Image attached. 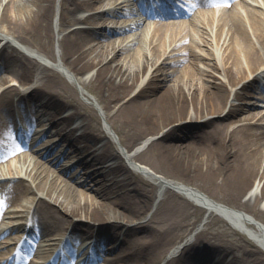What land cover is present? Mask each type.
Instances as JSON below:
<instances>
[{"label": "bare ground", "instance_id": "obj_1", "mask_svg": "<svg viewBox=\"0 0 264 264\" xmlns=\"http://www.w3.org/2000/svg\"><path fill=\"white\" fill-rule=\"evenodd\" d=\"M178 1L0 0V220L33 194L26 238L3 232L20 233L30 264H55L57 245L63 264H264V0L243 14L238 0L219 15L199 7L190 21L167 10ZM93 94L127 153L140 145L132 155L102 129ZM43 116L59 128L36 126L46 139L28 156Z\"/></svg>", "mask_w": 264, "mask_h": 264}, {"label": "rangeland", "instance_id": "obj_2", "mask_svg": "<svg viewBox=\"0 0 264 264\" xmlns=\"http://www.w3.org/2000/svg\"><path fill=\"white\" fill-rule=\"evenodd\" d=\"M184 1H188V2H190V3H193L194 4V2L192 1V0H181V2H184ZM255 3H257V4H260L261 3V0H255ZM179 4H182V3H180L179 2ZM248 8H254V9H257V6L256 5H253V6H250L249 7V5L247 6ZM56 13H57V7H55V12H54V16L52 17L53 18V22L55 21V19H56ZM241 14H243V11H241L240 12ZM83 14V13H82ZM85 14V13H84ZM80 15V14H79ZM35 50H37L36 48H34ZM53 49H54V52H55V54L58 52V48L56 47V43L54 42L53 43ZM38 52H39V50H38ZM40 53V52H39ZM195 62L197 63V65L199 66V67H205V63L207 62V60H205L204 58H202V59H196L195 60ZM126 67H127V65L126 64H124ZM64 69H65V71H67V72H70L71 74H72V77L74 76L73 75V73L70 71V70H68L65 66L63 67ZM20 71V69H18V72ZM93 72H91V71H89L87 74H85V76L84 77H82V79L81 80H83V81H87V79L91 76V74H92ZM72 79H74V78H72ZM66 82L68 83V84H70V85H72L73 86V88H75L76 89V91H78V89H83V84H81V85H79L78 83H76V81H72V80H66ZM80 87V88H79ZM88 89H90V88H88ZM254 94H255V96H257L256 94H258V91H255L254 92ZM93 97H95L94 96V94H93ZM259 104H262L261 102H259ZM259 106H263V104L262 105H259ZM90 108L98 115V117H99V122H100V125H101V127H102V129H105V131L107 132V135L108 136H110V138L112 139V142H113V145L120 151V152H124L125 154H129V155H132L135 151H137L138 149H140L139 147H140V145L139 146H136V147H134V149L131 151V152H128L127 153V151H126V149L124 148V146L121 144V139H120V133H116L115 131H114V129H112V127H110V125L108 124V122L103 118V116L102 115H104V110H103V108H102V105L96 100V97H95V101H94V103L90 106ZM260 108V107H259ZM261 108H263V107H261ZM45 118H48V117H46V116H43V117H40V121L37 123V124H35L34 126H33V128H35V131L33 130V133H34V136L35 137H38V135L36 134L38 131H36V130H38V128L39 127H36V126H38V125H42L43 126V124H46V126H44L43 128H44V131H46V130H50L51 132H54V131H56V130H58V128L59 127H52V126H50L49 125V123H47V122H45ZM21 128V132L20 131H16L14 134H12V136L14 137V138H20V136L22 135V130H24L23 129V127L21 126L20 127ZM28 132V135L30 136V139H31V136H33L31 133H30V131H27ZM79 136V132L78 131H76V132H74L73 134H72V136H70V139H69V136H68V139L72 142V140L75 138V140H74V142H72L76 147H79V146H82L83 145V143H81V144H77V142L76 141H80L81 142V140H80V138L78 137ZM48 138V137H47ZM59 139H60V136L58 137ZM44 139H46V138H40V139H38V140H36V141H31V140H25V147L23 148V150L25 151L24 153H26V154H28V156H29V154H31L33 157L35 156V157H37V155H36V152L38 151V147H40V145L42 144V142H44ZM68 140V142H60L61 144L59 145V149H62V150H65L66 149V147H67V145H68V143L70 142ZM31 143V145L30 146H28L29 144ZM43 149V147L42 148H40L39 150H42ZM77 159H79V158H77ZM76 159V160H77ZM8 160H15V158H9ZM7 160V161H8ZM76 160H73L74 162L76 161ZM73 161H70L69 163L70 164H72L73 163ZM112 163V161H107L106 162V165H109V164H111ZM12 164V166L15 168L16 167V163L15 162H12L11 163ZM146 169H147V171L148 172H150V174H152V175H155V176H159L160 177V175L159 174H157V173H155V172H153L152 171V169H150L148 166L146 167ZM59 174H62V173H59ZM143 176H146V175H144L143 174ZM63 177H65L66 178V175H63ZM9 184V183H8ZM7 186V185H6ZM197 187H199L200 188V186H201V183L200 184H198V185H196ZM205 187H207V189H208V191L210 192H214V191H216L215 189H214V187L212 186V185H210L209 184V182H207L206 184H205ZM77 188L78 189H81L82 187H79V186H77ZM5 191H7V189H3L2 191H1V188H0V196H2V195H4L6 192ZM84 192L86 193V194H88L87 196H91L92 194L90 193V192H88V191H86V190H84ZM32 195L33 194H30V193H27V195L25 196V197H23L22 199H20L21 200V204H22V206H24V210H25V212L24 213H21V212H16V211H18V210H20V209H22L20 206H16V205H7L4 209H3V211H2V214H1V220H0V222L3 224V227L5 228H9V227H11V226H13V225H15L14 223H16V222H21V220H23L22 218H21V216H27L28 218H30L29 217V212H30V208L28 209L27 207H31V205L28 203V201H30V198L32 197ZM247 197V194H245V195H243L242 196V200H244L245 198ZM28 200V201H27ZM259 221V220H258ZM261 221H263L264 222V220H261ZM260 221V222H261ZM200 222H201V227H202V223L203 222H205V220H204V215H202L201 216V219H200ZM206 222H207V220H206ZM91 226V225H90ZM229 225L228 224H222V223H215V222H213L212 223V225H211V227L209 228V231H212V232H215V231H220V232H224L226 235H227V238L228 239H230V240H235L236 242H238V243H243L241 240H242V238L243 239H245L246 241H249V242H252V241H250L249 239H248V237L247 236H245V235H243V233L241 232V231H239V230H235V228L233 229L232 227H230V229H226V227H228ZM86 227V226H85ZM200 229V227L198 228V230ZM11 232H13V233H16V231H11ZM195 232H192V235L194 234ZM14 237H3V235H0V250L1 251H3L2 252V254L3 253H5L6 251H10L9 249H11L12 247V251L14 250V249H16V246H11V243L14 241ZM252 243H254V242H252ZM79 244V243H78ZM9 246V247H8ZM119 250L121 249L120 247L118 248ZM99 263H101V264H106V263H102V261H99ZM220 262H218V264H219Z\"/></svg>", "mask_w": 264, "mask_h": 264}]
</instances>
